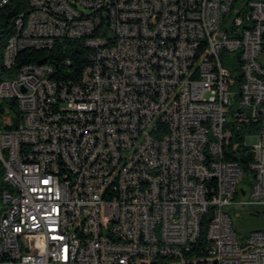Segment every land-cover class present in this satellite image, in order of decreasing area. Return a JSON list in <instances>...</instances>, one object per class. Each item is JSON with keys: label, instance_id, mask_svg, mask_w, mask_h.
Segmentation results:
<instances>
[{"label": "built area", "instance_id": "obj_1", "mask_svg": "<svg viewBox=\"0 0 264 264\" xmlns=\"http://www.w3.org/2000/svg\"><path fill=\"white\" fill-rule=\"evenodd\" d=\"M237 1L29 0L0 29V113H18L0 116V264H264V228L232 219L264 213V0L227 17ZM74 38L89 48L77 80L14 68ZM231 97L259 125L249 190L224 156Z\"/></svg>", "mask_w": 264, "mask_h": 264}, {"label": "trees", "instance_id": "obj_2", "mask_svg": "<svg viewBox=\"0 0 264 264\" xmlns=\"http://www.w3.org/2000/svg\"><path fill=\"white\" fill-rule=\"evenodd\" d=\"M234 7V5H232ZM29 8V0H9L8 3L0 10V29L2 33V40L9 36L11 29H9L10 21L20 13L27 12ZM233 12L230 11L227 17L232 16ZM88 52L82 38L64 39L56 43L50 49L33 50L26 49L19 53L14 68L27 62L34 63H51L57 66L58 77L64 80H77L83 67L88 63ZM64 59H68L69 63L61 64ZM221 61L226 66L234 79L232 88L237 89L241 82L242 74L240 71L239 56L236 52H221ZM9 105H13L11 100L5 101ZM15 110V109H14ZM227 112V119L225 127L229 129L231 137L224 149V156L226 160L234 161L243 172V180L247 176H253L249 163L252 159L251 149L249 146L244 145L243 141L247 134L256 133L259 125L256 121H244L238 119L231 109ZM15 122L18 120V113L15 111ZM0 176H3V169L0 165ZM251 180V179H250ZM8 187L4 181L0 184V198L1 192ZM235 192L233 198L238 197ZM1 215V214H0ZM201 232H205V223L202 224ZM203 238L201 237L202 244Z\"/></svg>", "mask_w": 264, "mask_h": 264}, {"label": "rangeland", "instance_id": "obj_3", "mask_svg": "<svg viewBox=\"0 0 264 264\" xmlns=\"http://www.w3.org/2000/svg\"><path fill=\"white\" fill-rule=\"evenodd\" d=\"M244 1L245 0H238L234 4L233 13L235 10H239L240 3H244ZM85 12H88V10H85ZM238 105H239L238 100L236 98L231 97L230 109L232 112L237 110ZM3 108L5 109V111L3 113H0L1 119L6 112H9L12 116H15V112L9 108L8 104H3ZM250 179L251 176H247L246 179H244L241 183L246 190H249V188L251 187ZM2 181H4L3 176H0V184ZM6 207L7 204H4L0 198V214L4 212ZM232 219L234 221V224L237 226V228L243 232L264 228V213H261L258 217H256L252 214V212L248 209V207L239 210L235 216H232Z\"/></svg>", "mask_w": 264, "mask_h": 264}, {"label": "water", "instance_id": "obj_4", "mask_svg": "<svg viewBox=\"0 0 264 264\" xmlns=\"http://www.w3.org/2000/svg\"><path fill=\"white\" fill-rule=\"evenodd\" d=\"M241 194H244V191L243 190H241Z\"/></svg>", "mask_w": 264, "mask_h": 264}]
</instances>
